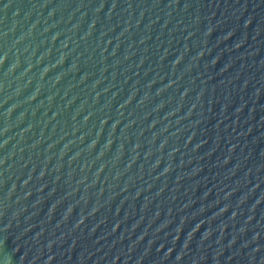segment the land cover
I'll return each mask as SVG.
<instances>
[{"label": "water", "instance_id": "95a60500", "mask_svg": "<svg viewBox=\"0 0 264 264\" xmlns=\"http://www.w3.org/2000/svg\"><path fill=\"white\" fill-rule=\"evenodd\" d=\"M0 264H264V0H0Z\"/></svg>", "mask_w": 264, "mask_h": 264}]
</instances>
